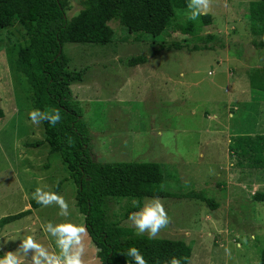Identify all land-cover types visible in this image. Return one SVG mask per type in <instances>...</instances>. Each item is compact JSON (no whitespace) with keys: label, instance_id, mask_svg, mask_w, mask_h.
<instances>
[{"label":"rangeland","instance_id":"1","mask_svg":"<svg viewBox=\"0 0 264 264\" xmlns=\"http://www.w3.org/2000/svg\"><path fill=\"white\" fill-rule=\"evenodd\" d=\"M82 1L69 0V18L101 11L88 13ZM114 2L103 0L106 12L101 13L112 17ZM154 2L145 0V8L135 14L146 13ZM161 2L171 23L159 36L144 34L136 41L131 31L136 15H125L122 22L109 21L115 30L109 44H64L69 69L87 68L84 82L71 89L89 126L95 159L140 162L146 179L142 200L111 198L106 210L135 236L146 237L149 246L157 241L188 246V264H262L264 200L255 195L264 194V167H249L243 155L256 151L264 157V88L259 89L264 87V48L255 46L264 39V0H216L195 21L187 16L188 0L180 1L182 7L173 0ZM28 44V33L18 21L0 31V220L30 209L37 187L52 192L61 181L59 194L69 202L71 215L60 217L56 206H42L0 225L4 254L17 251L29 235L58 251L42 230L49 221L85 225L77 186L60 155L47 144L27 146L44 139L42 121L34 125L28 115L36 109L34 93L16 67L19 50ZM195 46L207 49L190 50ZM139 55L148 61L130 65L129 58ZM255 80L259 88L253 87ZM245 137L254 141V149ZM156 197L171 223L150 240L147 233L138 235L124 215L131 206L142 208ZM204 197L218 207L209 206ZM85 261L101 264L89 235Z\"/></svg>","mask_w":264,"mask_h":264},{"label":"trees","instance_id":"2","mask_svg":"<svg viewBox=\"0 0 264 264\" xmlns=\"http://www.w3.org/2000/svg\"><path fill=\"white\" fill-rule=\"evenodd\" d=\"M102 1H82L86 11L100 8L101 11L92 15L82 14L69 18L66 12L69 0H0V31L14 21H18L29 36V44L18 52L16 67L25 75L34 93L35 108L41 111L59 109L62 117L55 127L47 121H42L44 139L28 143L27 146L40 147L47 144L52 153L60 155L69 171V179L77 186V206L85 217V226L97 248V256L101 264H131V258L125 254L133 246L141 251L148 264H157V261L159 264H165L172 257L180 259L181 264H188L190 252L188 246L182 245L178 248L171 242L163 244V241L153 242L152 246H149L146 237L135 236L131 229L113 220L106 210V202L111 198L142 200L146 179L142 174L140 162L104 163L95 159L91 150L92 136L89 126L71 89L73 84L84 82L87 68L79 71L69 69L64 44L65 42L109 44L115 38V30L109 25V21L113 18L122 22L125 15L134 16L139 7L143 9L147 4L143 5L145 0H120L121 2L108 0L114 2L111 17L101 13L106 12ZM154 1V5L152 8L149 6L146 13L133 17L131 31L136 34V41H140L144 34L153 37L161 35L171 23V16L165 12L163 2ZM173 1L178 7H182L181 0ZM160 5V11H157ZM250 17L256 18L253 6ZM173 46L180 48L182 45L175 43ZM255 46L263 49L264 39ZM193 48L190 50L207 49L197 46ZM147 61L146 55L130 57L128 60L130 65L144 64ZM255 84L253 87L257 88V81ZM261 88L264 87L260 86L259 89ZM2 114L3 112L0 111V116ZM249 139L250 137L244 138L249 146L253 144L252 149H254L255 143L248 141ZM255 152L243 155V159L251 168H263V153L255 154ZM63 184L64 181L57 183L52 192L59 194ZM255 198L264 200V194H256ZM204 201L215 209L218 207L212 198L204 197ZM30 204L31 208L28 210L3 217L0 225L4 226L24 218L34 209L42 207L35 200ZM130 208L133 212L135 208L140 207L136 205ZM130 212L124 217L127 218ZM3 255L4 253L0 251V256ZM261 263L264 264V252Z\"/></svg>","mask_w":264,"mask_h":264},{"label":"clouds","instance_id":"3","mask_svg":"<svg viewBox=\"0 0 264 264\" xmlns=\"http://www.w3.org/2000/svg\"><path fill=\"white\" fill-rule=\"evenodd\" d=\"M216 0H188L187 16L189 20H198L201 15H207ZM32 124L39 125L41 121H47L55 127L62 119L59 109L41 111L33 109L29 112ZM31 199L43 207L56 206L60 217L67 218L71 215L69 202L64 196L51 191H45L37 187L31 194ZM132 226L137 229L138 235L147 233L150 240L156 239L161 230L167 228L171 218L159 197L145 202L138 211L132 212L128 217ZM42 230L54 239L57 250H49L45 245L38 243L29 235L22 240L17 251H9L0 256V264H29L27 257L31 253L30 264H86L88 229L83 224H77L70 220L60 223L51 221L42 225ZM236 247H241L237 244ZM227 255H231L230 249H225ZM131 258V264H148L144 255L137 247H130L125 254ZM159 264V261H157ZM165 264H181V260L172 257Z\"/></svg>","mask_w":264,"mask_h":264}]
</instances>
